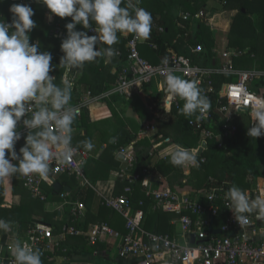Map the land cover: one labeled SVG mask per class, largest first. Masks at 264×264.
I'll return each instance as SVG.
<instances>
[{
	"label": "built area",
	"instance_id": "built-area-1",
	"mask_svg": "<svg viewBox=\"0 0 264 264\" xmlns=\"http://www.w3.org/2000/svg\"><path fill=\"white\" fill-rule=\"evenodd\" d=\"M11 1L25 2V0ZM221 3L227 6L229 0H221ZM179 18L185 24H180V31L172 43L181 48L178 53L169 51L167 64L154 65L141 57L138 47L146 40H136L134 34L122 35L128 40L126 62L119 69H115L117 80L114 88L105 95L110 97L112 94H119L131 98L135 94H144V87L148 86L149 90L152 92L155 90L162 97V104L165 105L166 102V105L174 110L168 117L171 120H178L177 112L182 106V100L178 97L167 100L164 88L161 87L167 74L164 70L171 68L175 75L196 81L202 95L209 101L212 100L211 104L214 107L213 112L207 110L203 119L197 120L194 117L187 121L188 127L198 134V145L190 148L175 142L172 138L164 137L159 132L157 124L143 125L131 144L118 149L117 157L121 163L118 177L124 187L121 194L106 199V206L124 220V232L112 228L106 222L92 225L87 230L70 228V223L86 215V208L80 201L72 202L69 194L63 192L60 194L61 201L58 208L60 215L66 218L62 231L55 233L52 228L34 224L26 234L27 244L33 249L41 250V259L48 258L49 255L55 256L68 236H84L91 246L114 245L117 249V258L128 264H264V224L256 220L254 214L249 215V224L244 227L234 219V214L226 207L228 202L224 198L225 191L232 186L231 182L228 179L220 180L211 176L202 187L197 188L193 183V172L207 161L204 152L208 149V143L215 141L219 150L224 151L225 142L233 140L238 132L236 121L242 116H250L254 102H264V96L251 89L254 81L264 79V72L233 70L229 60L243 55V52L234 50L221 54L215 52L216 57L226 61L220 69L196 65L194 56L203 52L202 45L188 42L181 44L180 41L192 34L189 27L192 22L207 20V13L205 10L195 13L182 12ZM155 27L157 36L164 33L163 27L156 25ZM88 34L95 33L89 30ZM150 47L155 51L158 50L157 43L153 40L150 41ZM121 55V52H118V56ZM217 74L236 75L238 79L236 82L224 84L217 92L212 79V76ZM99 98L88 92L71 106L78 109L77 118L82 116L84 107L98 101ZM149 109L153 110L152 107ZM215 115L219 116V122H224L219 123V130L210 126L215 120ZM22 131L26 134L28 130L23 128ZM144 140L150 143L148 157L151 161L155 159L158 162L168 161L169 157L161 153L171 142L195 152L199 166H182L183 178L181 184L175 187H171L168 180L158 172H151L153 165L144 171L148 177L142 181V174L134 172V168L137 163L136 144ZM203 143H206V148L202 147ZM73 148L76 150L66 163L57 160L50 162V172L46 180L51 186L55 185L58 177L64 175L74 177L81 186L90 185L85 173L87 161L91 157L90 153L74 146ZM201 149L203 152L199 155ZM20 179L33 198L47 202L48 196L42 188L45 179L37 174L20 176ZM140 182L145 199L140 201V208H134L135 186ZM246 193L250 199H253L252 194L254 197L264 194V188L259 186L253 192ZM65 208H69L66 213ZM150 212L171 216V225H178L179 230L173 233L148 231L145 222ZM211 227L215 231H220V234H212ZM2 230L0 229V233ZM192 236H195L194 243ZM7 264H14V257L10 256Z\"/></svg>",
	"mask_w": 264,
	"mask_h": 264
},
{
	"label": "trees",
	"instance_id": "trees-1",
	"mask_svg": "<svg viewBox=\"0 0 264 264\" xmlns=\"http://www.w3.org/2000/svg\"><path fill=\"white\" fill-rule=\"evenodd\" d=\"M31 0H25L24 4L30 3ZM135 2V0H133ZM208 0H140L139 7H142L149 11L152 15V28L150 37L139 44V52L141 57L147 59L154 65H160L168 57L169 51L173 50L178 53L180 46L174 45L172 42L176 38L180 31L179 28L172 26L171 21L175 22L177 17L174 16V8L183 9L195 13L204 8V5ZM12 3L11 0H3L0 2V19L10 21L11 14L9 12V6ZM23 4V3H20ZM31 6L34 9L35 15L32 19L36 23V27L29 33L31 39H38L40 44V51H49L52 56V64L56 65L53 72L50 75L55 77V83L62 85V80L65 81L67 69L60 67V57L63 55L60 45L63 38L67 35L66 24L71 21V18H59L54 16L52 20H48L46 17V7L32 3ZM121 6H125L122 2ZM228 7H234L238 10V14L232 24L231 30L228 36V48L234 51L244 52V56L232 57L230 67L233 70L238 71L239 68L255 70L257 68L264 71V0H230ZM233 9V8H231ZM245 11V12H244ZM158 15L162 18L159 19ZM165 19V20H164ZM167 20V21H166ZM178 20V19H177ZM156 26L164 28V33L157 36ZM175 25V24H174ZM195 26V29L193 28ZM78 30H84L82 26H77ZM192 34L187 39H183L180 43L188 42L190 44H200L203 47V52L196 57L194 56V62L196 65L211 68L220 69L223 64L220 62L213 50L214 38L211 29L206 25L204 21H197L191 28ZM155 41L158 46V50H153L150 47V41ZM128 40L121 34H118V42L114 47L118 52H121V56H114L110 62L105 63L104 58L98 57L96 61L88 62L82 69H76V81L73 89L71 88V95L74 99L73 104L78 97L79 89H86L93 96L101 97L114 88V84L117 80V75L111 72L112 68L119 69L122 64L126 62L127 50L126 44ZM107 47V45H104ZM248 70V71H251ZM215 90L220 91L222 86L226 83L236 82L238 77L236 75L217 74L212 76ZM255 86L264 87V79L255 81ZM150 87H144L145 91H148ZM155 91V90H154ZM156 92V91H155ZM218 94V93H217ZM79 98V99H78ZM107 105L113 112L114 122L105 120L99 123H91L86 120L84 113L80 118H76L73 123V128L77 131L72 136V144L80 146L79 140H90L93 137V128L100 129L102 134V142L107 147L102 154L103 157L108 158L117 149L123 146L131 144L136 139V134L142 129L143 124L148 122H158L151 112H149L148 105L144 102L138 94L133 95L131 98L121 96L119 94H112L109 98H103ZM210 102V111L213 112L214 107ZM184 101L182 100V106ZM150 106H153L155 113L164 114L171 113L174 110L169 105L162 104V97L157 93L152 95L150 99ZM181 106V107H182ZM115 107H118L117 109ZM166 108V109H165ZM128 110H132L136 116L130 117L126 115ZM120 111V112H119ZM178 120H173L168 124L158 123L157 128L164 137H170L175 142L184 144L187 147L194 148L198 145L199 137L190 127L187 125V121L192 117H185L177 112ZM219 116L215 115L214 122L211 123V128L219 130ZM252 120L250 116H242L240 121H236L238 132L233 140H227L225 142V150L222 152L219 150L215 141L208 143V149L204 152V156L207 158L206 163L199 169L193 172L194 186L199 188L204 186L206 180L213 176L220 180L228 179L232 185L240 187L245 192L255 189L257 181L262 177L260 171V164L264 160V136L259 138H250L247 136V129L251 126ZM85 131V135L83 132ZM80 137V139H78ZM78 139V140H77ZM24 144V139H21L16 144V150ZM150 143L148 140L139 141L136 144L137 148V163L134 168V172L142 174V181L146 180L147 176L144 171L150 167L151 158L145 154L149 150ZM119 164L106 165L103 169V173L108 176V173L112 169H117ZM88 168L86 164V169ZM85 169V173H86ZM89 170V169H88ZM150 171L158 172L161 176L165 177L171 187H175L176 183L182 181L183 173L180 166L172 165L169 160L166 162H158ZM95 174V173H94ZM94 174L92 176H94ZM87 177V174H86ZM88 178V177H87ZM75 180L69 178L67 175L62 176V179L57 180L62 186H74L70 181ZM2 178H0V182ZM78 184V183H77ZM123 184V183H121ZM119 184L115 195H119L121 187L124 185ZM179 184V185H180ZM64 191H61L63 193ZM51 193L56 194L52 189ZM94 191L90 185L75 186V189L69 195L72 202L80 201L83 204L91 206L94 199ZM4 198V190L0 186V204ZM254 199V195L252 194ZM145 199V194L142 192V182L135 186L134 191V208H138L140 200ZM105 207L106 201H102ZM69 208H65V213ZM58 215V214H57ZM165 214L154 213L149 217L151 220L148 225V229H152V222L159 216L160 227L159 233H166L169 230L167 225V217ZM118 216V215H117ZM0 217L6 221H14L18 224V235L25 236L29 228L34 224H41L45 227L52 228L55 233L62 231L65 223L63 219H59L60 222H55L53 218L56 217V213L45 214L43 220L38 221L32 218L31 212L26 209L22 204L20 207H14L11 210L0 208ZM121 219V218H120ZM76 220L69 224V227L76 228ZM264 224V222H263ZM88 222L86 223L85 230H87ZM6 236H3L0 244V251L3 254L4 264H7L10 259V253L6 246ZM112 253V249L105 244H99L91 246L88 244L87 239L84 236H68L66 241L62 242L61 249L56 254L66 257L68 260H73L76 257H88L95 251H106ZM42 264H53V260L42 258ZM111 260V258H110ZM2 264V263H1ZM128 264V262L126 263Z\"/></svg>",
	"mask_w": 264,
	"mask_h": 264
},
{
	"label": "clouds",
	"instance_id": "clouds-1",
	"mask_svg": "<svg viewBox=\"0 0 264 264\" xmlns=\"http://www.w3.org/2000/svg\"><path fill=\"white\" fill-rule=\"evenodd\" d=\"M3 2V0H0ZM122 2L125 6H121ZM140 0H31L30 3H12L10 21L0 19V178L37 174L47 179L50 162L69 161L76 149L72 146L73 123L78 109L71 107V87L67 81L57 85L50 75L56 68L49 51H40V42H30L31 31L36 27L32 3L45 6L59 18H71L66 24L67 35L61 41L59 66L67 70L82 69L86 63L102 57L105 63L118 55L112 45L118 34H134L136 40H147L152 28V15L139 7ZM82 26L84 30H78ZM91 30L95 34L89 35ZM101 45V47H97ZM107 45V47H104ZM164 64L168 61L165 59ZM163 84L167 100L184 101L178 109L185 117L204 118L210 107L208 98L201 93L196 81L181 78L167 68ZM166 104V102H165ZM166 109V108H165ZM251 126L247 136H264V102L253 103ZM26 128L25 134L22 131ZM24 144L16 150V144ZM91 150L90 140L81 141ZM167 155L174 166L198 167L195 152L176 143H169L161 155ZM226 207L234 214L241 227L249 224V215L264 222V194L250 199L247 193L232 185L224 193ZM10 222L0 219V229L9 230ZM14 264H42V252L26 242L16 240L10 246Z\"/></svg>",
	"mask_w": 264,
	"mask_h": 264
},
{
	"label": "crops",
	"instance_id": "crops-1",
	"mask_svg": "<svg viewBox=\"0 0 264 264\" xmlns=\"http://www.w3.org/2000/svg\"><path fill=\"white\" fill-rule=\"evenodd\" d=\"M228 5L223 6L221 3V0H208L206 5H204V8L200 9V10H205V12L207 13V16H208V18L205 22H206V25L211 29V32L213 34V38H214L213 50H214V53L218 52L221 54L223 52L232 50V49L228 48V43H229L228 36H229V32L231 30L232 24H233L237 14H238V10L234 9V7H228ZM231 8H233V9H231ZM182 12H188V11H185L183 9H178L176 7L174 8L173 14L177 18L175 19V22H173L171 20H170V22H171L172 26H174L175 28H179L180 24H185L179 18L180 13H182ZM47 14H48V12L46 9V17H47ZM53 18H54V15H53ZM158 18L161 19L162 16L158 15ZM196 22L197 21H194L191 24L193 25ZM191 26H189V27L191 28ZM193 28L195 29V26ZM191 32H192V30H191ZM36 41H39V40L38 39L33 40L30 38L31 43H35ZM40 44H41V42H40ZM244 54L245 53H243L242 56H244ZM238 57H241V56H238ZM216 58H218V57H216ZM218 59L220 60L221 63L226 62L225 59H222V58H218ZM231 60H229L230 63H231ZM115 69H117V68L113 67L111 70V72L113 74L116 73ZM253 69H255L257 71H261L257 68H253ZM248 70H251V68H248V69L247 68L246 69L239 68L238 69V71H248ZM262 72H264V71H262ZM76 75H77L76 69L67 70V72H66L65 81L68 82V84L70 85V87L72 89L75 86ZM254 83H255V81L251 84V86L255 85ZM260 88H261L260 91H262V93L261 92L259 93L255 90H253L252 88L251 89L264 96V87H260ZM88 92L89 91H87L84 88L79 89L78 90V97L82 98V97L86 96V94ZM154 93H156V92L155 91L152 92L151 90L148 89V91H145L144 94L138 95L140 98H142L144 100L146 105H148V109H149V107H151V106H149L150 105L149 103H150V99L152 98V95ZM103 98H109V97H106V95L101 96L98 101H95L93 103H89L86 107H84L83 113H84V116L86 117V120L88 122L99 123V122H102L105 120H110V121L114 122L113 112H112L111 108L107 105L105 100H103ZM72 101H74L73 98L71 99L69 106H74L77 103V99L75 101V104H73L74 102H72ZM115 108L117 109L118 107H115ZM152 108H153V106H152ZM149 112H151V114L155 118L158 119V122L155 121L154 124L158 125V123H161V122L164 124H168L171 121H173V120H171L170 117H168V115L170 113L159 114V113H155L154 109L153 110L149 109ZM126 115L130 116V117L136 116V114L132 110H128L126 112ZM241 119L242 118L237 120V122L240 121ZM149 123H151V122H149ZM76 132L77 131L73 128L72 136H74V134ZM85 134L86 133L84 131L83 135H85ZM101 137H102V134H101L100 129L93 128V137L90 139V141L93 144V148L91 150L84 149V147L82 145L75 146L72 144V146H74L75 148H78L80 150H85L88 153H90L91 157L87 161L88 168L86 169V167H85L86 174L88 177V178L87 177L86 178L89 181L90 186L95 193L91 206L84 204L85 208H86V215L81 216L78 220H76V223H78L76 225V228H80V229L85 230L83 227H85L87 222H88L87 229H89L92 225L102 223V222H106L112 228H114L120 232H124V230H125L124 220L117 213L113 212L110 208H108L106 205L104 207L103 203H102L103 200L106 201V199H109L113 196H116L115 194L117 191V186L119 184H121L119 177H118V172L120 170V164L121 163L119 162L118 157H117L118 149L115 152H113L112 155L109 156L108 158L103 157L102 154L104 153L107 145L104 142H102ZM78 139H80V137ZM79 141H83V137ZM149 149H150V147H149ZM148 152H149V150L146 151L145 154L148 155ZM115 163L119 164V167L117 169H112L108 173V176L106 177V174L102 172L103 169L106 167V165H111V164L115 165ZM157 163H158L157 159L151 161V165H153L152 169L154 168V166ZM262 166L264 167V160L260 164V171H261L262 177L258 179L255 189L259 186L261 188H264V185H261V183L264 184V173H263V169L261 168ZM93 174H94V176H92ZM68 177L74 178L72 176H68ZM147 177H148V175H147ZM59 179H62V176L57 178V180H59ZM56 183H59V182H56ZM70 183L72 186H74V189H75V186H77V185L82 187L76 179L71 180ZM60 185H62V184H60ZM121 185H123V184H121ZM0 186H2V188L4 190V198L0 204V208L11 210L14 207L15 208L20 207L22 204H24L26 209L31 212L32 218L34 220L41 221L44 219L45 214L56 213V217L53 218L55 222H58V221L60 222L59 219H63L64 222L66 221L65 216L60 215V213L58 211L59 204L61 201L60 193L55 192L56 194H54V195L51 193V190L52 189L54 190V186H51V184L48 180L43 181V184H42V188L48 196L47 202H43L39 199L33 198L30 191H28L24 187L19 175L10 176L7 178H2V181L0 182ZM63 187H65V186H63ZM66 187L71 189V193L74 190L73 187H71V186H66ZM123 187H124V185L121 187L120 191H118V194L122 193ZM62 191H64V190H62ZM66 193H68L69 195L71 194L69 192H66ZM138 208H140V202L138 204ZM154 213H158V212H150V214L148 215L146 222H145V227L150 232L159 231V227H160V218H159V216H157L154 219V221L152 222V229L147 228L151 222L149 217L152 216ZM166 217L168 219L167 225L169 226V230L166 233H170V232L173 233V232H175V230L178 231L179 230L178 225H175V226L171 225L172 217L169 215H166ZM0 218H2V217H0ZM8 222H10L9 230L7 232H5L3 229L2 232L0 233V244L2 242L3 236H6V238H7L6 239V246H7V250L10 253V246L13 245L16 240H21L22 242L28 243V239H27L26 235L23 237L18 235L19 227H18L17 223H15L14 221H8ZM105 245L111 247L112 253L109 252L110 249H107L106 251H100V252L95 251L93 254L88 255V257H85V258L76 257L73 260H68L66 257L60 256L59 254H56L55 256L49 255V257L47 259L53 260V264H89L88 260H90L91 258L95 260L93 264H118L117 261L119 259L117 258L116 247L114 245L113 246L107 245V244H105ZM10 256H11V254H10ZM110 258H111V260H110ZM2 261H3V254L0 251V264L2 263ZM126 263L127 262H125V261H121V264H126Z\"/></svg>",
	"mask_w": 264,
	"mask_h": 264
},
{
	"label": "water",
	"instance_id": "water-1",
	"mask_svg": "<svg viewBox=\"0 0 264 264\" xmlns=\"http://www.w3.org/2000/svg\"><path fill=\"white\" fill-rule=\"evenodd\" d=\"M245 12V11H244ZM202 147L203 148H206L207 147V145H206V143H203V145H202ZM202 149L199 151V155H202ZM146 176H147V174H146ZM54 190H55V192H57V193H60L62 190H64L65 192H69V193H71V189L70 188H68V187H63L62 185H60L59 183H55V185H54ZM261 222V221H260ZM212 223H213V221H212ZM210 232L212 233V234H215V235H219L220 234V231H215V230H213V228L211 227L210 228ZM194 241H195V236H192V243H194Z\"/></svg>",
	"mask_w": 264,
	"mask_h": 264
},
{
	"label": "rangeland",
	"instance_id": "rangeland-1",
	"mask_svg": "<svg viewBox=\"0 0 264 264\" xmlns=\"http://www.w3.org/2000/svg\"><path fill=\"white\" fill-rule=\"evenodd\" d=\"M243 53H244V52H243ZM251 88H252L253 90L259 92V93H260V92L262 93V91H260L261 88L258 87V86L252 85ZM148 123H149V122H148ZM148 123H146V124H148ZM151 123H152V122H151ZM153 123H154V122H153ZM144 125H145V124H144ZM222 152H223V151H222ZM261 168L263 169V173H264V167L262 166ZM179 184H180V182H179V183L177 182L175 186H177V185H179ZM88 261H89V264H93L95 260L91 258V259L88 260ZM117 263H118V264H121V261L118 260Z\"/></svg>",
	"mask_w": 264,
	"mask_h": 264
},
{
	"label": "bare ground",
	"instance_id": "bare-ground-1",
	"mask_svg": "<svg viewBox=\"0 0 264 264\" xmlns=\"http://www.w3.org/2000/svg\"><path fill=\"white\" fill-rule=\"evenodd\" d=\"M261 185H264V184L261 183Z\"/></svg>",
	"mask_w": 264,
	"mask_h": 264
}]
</instances>
